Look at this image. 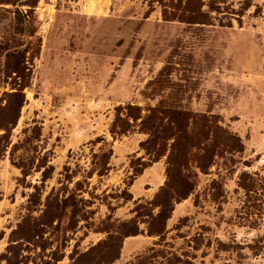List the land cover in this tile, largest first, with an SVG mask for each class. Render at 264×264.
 <instances>
[{
	"label": "rangeland",
	"instance_id": "obj_1",
	"mask_svg": "<svg viewBox=\"0 0 264 264\" xmlns=\"http://www.w3.org/2000/svg\"><path fill=\"white\" fill-rule=\"evenodd\" d=\"M0 264H264V0H0Z\"/></svg>",
	"mask_w": 264,
	"mask_h": 264
},
{
	"label": "trees",
	"instance_id": "obj_2",
	"mask_svg": "<svg viewBox=\"0 0 264 264\" xmlns=\"http://www.w3.org/2000/svg\"><path fill=\"white\" fill-rule=\"evenodd\" d=\"M128 109V108H127ZM123 108L121 107L117 109V116L112 123L110 132L112 135H123L126 134L130 131L132 125L130 124L129 119H124L122 118V111ZM128 118H130V115H128ZM213 128L212 126H210ZM221 128V127H220ZM221 130V129H220ZM233 139V138H232ZM228 140H226L227 144ZM237 149H235L236 151ZM159 160V159H158ZM158 160H155L154 162H157ZM150 165H147L143 168L142 171H138L137 175L142 174L143 171L148 168ZM170 197L168 194H158L155 201L152 203V205L159 206L162 210L158 214V219H169L171 217L172 212L174 211L173 204H171V201H169ZM170 212V213H169ZM165 229L161 232L162 234L164 233Z\"/></svg>",
	"mask_w": 264,
	"mask_h": 264
},
{
	"label": "crops",
	"instance_id": "obj_3",
	"mask_svg": "<svg viewBox=\"0 0 264 264\" xmlns=\"http://www.w3.org/2000/svg\"><path fill=\"white\" fill-rule=\"evenodd\" d=\"M149 179H151V177H149ZM152 181H154V180L152 179ZM152 181H151V182H152ZM150 190H152V189H150Z\"/></svg>",
	"mask_w": 264,
	"mask_h": 264
}]
</instances>
